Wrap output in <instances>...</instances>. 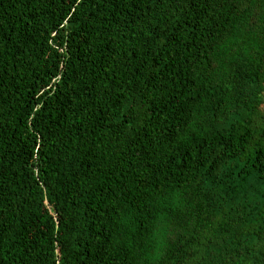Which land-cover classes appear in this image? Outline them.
<instances>
[{
	"label": "trees",
	"instance_id": "1",
	"mask_svg": "<svg viewBox=\"0 0 264 264\" xmlns=\"http://www.w3.org/2000/svg\"><path fill=\"white\" fill-rule=\"evenodd\" d=\"M0 264H264V0H0Z\"/></svg>",
	"mask_w": 264,
	"mask_h": 264
}]
</instances>
